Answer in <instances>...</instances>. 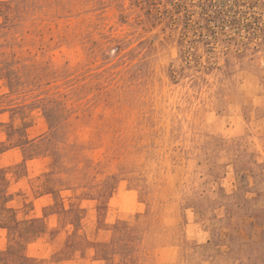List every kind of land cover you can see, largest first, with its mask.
<instances>
[{
  "label": "rangeland",
  "instance_id": "1",
  "mask_svg": "<svg viewBox=\"0 0 264 264\" xmlns=\"http://www.w3.org/2000/svg\"><path fill=\"white\" fill-rule=\"evenodd\" d=\"M0 264H264V0H0Z\"/></svg>",
  "mask_w": 264,
  "mask_h": 264
}]
</instances>
